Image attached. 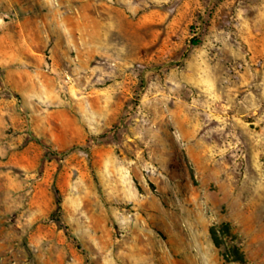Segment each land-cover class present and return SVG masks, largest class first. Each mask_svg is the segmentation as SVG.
Masks as SVG:
<instances>
[{
    "label": "rangeland",
    "instance_id": "1",
    "mask_svg": "<svg viewBox=\"0 0 264 264\" xmlns=\"http://www.w3.org/2000/svg\"><path fill=\"white\" fill-rule=\"evenodd\" d=\"M0 264H264V0H0Z\"/></svg>",
    "mask_w": 264,
    "mask_h": 264
},
{
    "label": "trees",
    "instance_id": "2",
    "mask_svg": "<svg viewBox=\"0 0 264 264\" xmlns=\"http://www.w3.org/2000/svg\"><path fill=\"white\" fill-rule=\"evenodd\" d=\"M197 41V40H195ZM226 230L228 231V227L226 226ZM211 237L213 239V242L215 243L216 246H220L221 245V239L218 236L217 230L216 229H212L211 230ZM234 259L238 260V261H242L243 257L242 255L239 253V250L237 247L234 248ZM229 259V258H227Z\"/></svg>",
    "mask_w": 264,
    "mask_h": 264
}]
</instances>
